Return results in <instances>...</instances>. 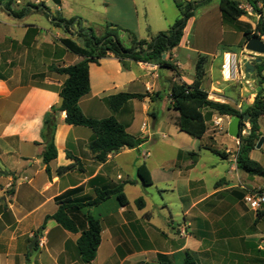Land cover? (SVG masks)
Segmentation results:
<instances>
[{"label":"crops","instance_id":"0c3cea01","mask_svg":"<svg viewBox=\"0 0 264 264\" xmlns=\"http://www.w3.org/2000/svg\"><path fill=\"white\" fill-rule=\"evenodd\" d=\"M102 3L105 14L112 15L104 18L105 23L116 22L131 29L137 40L154 37L150 36V31L144 36L139 34V26L134 20L138 18L136 0H102ZM66 4V0H12L11 11H6L0 4V9L6 12L4 18L0 17V201H4L2 193L5 188L10 186L14 191L10 202L0 204V264H83L76 249L80 232H67L55 223L54 229L60 236L50 244L46 239V234L50 232L46 224L53 220H47L38 234L37 230L45 217L56 211L55 199L59 196L69 194L71 198H82L90 196L94 188L104 189L122 184L125 192L126 187L141 186L125 182L136 179L135 168L143 163L150 172L151 186L155 184L152 168L141 158V152L148 151L151 155L160 126L172 125L179 131L175 125L179 113L173 111L169 94L175 83H192L198 54L207 56L202 87L207 91L208 99L240 107L242 111L253 103L256 95V89L252 87L254 77L248 78L249 85L244 81L225 82L221 78L222 55L235 52L226 49L211 55L191 48L185 40L186 27L178 47L167 55L177 67V76L157 65L128 59L124 60L123 67L112 54H107L98 63H89V92L80 98L78 107L88 118L102 120L115 117L127 133L139 137L143 143L136 149H121L111 153L105 162H97L89 150V143L95 138L93 132L86 127L67 125L64 122L65 113L56 112L53 114L57 122L54 133L56 158L48 164V176L40 158L43 151L41 131L47 114L51 113V108L60 97L61 85L66 78L51 69L71 66L82 60L68 51L60 39L68 38L80 45L82 39L78 36V30L91 28V22L83 16L71 10L68 14L64 13ZM40 11L43 15L39 14ZM262 17L264 20V10L258 21ZM70 19L75 21L68 30L58 21ZM131 20L134 22L127 24ZM258 21L249 15L240 17L234 23L222 21L238 34L241 68V62L248 54L244 50V32L253 31ZM103 32L100 27L94 35L100 37ZM262 37L260 39L263 41ZM190 52L196 53L193 59ZM252 58L256 57L252 55ZM119 93L141 94L145 97L129 100L119 112L112 113L107 99ZM201 111L205 117L210 110ZM210 112L215 119H225L228 129L232 117ZM138 115H142V121L136 132L132 133L130 130ZM143 123L145 127H142ZM260 133L264 139L263 133ZM206 136L210 137L207 131L190 150H175L173 170L178 175L176 182L167 178L168 175L163 173L164 167H159L163 173L158 175L162 186L159 192L178 194L177 199L181 204L178 218L182 226L190 228V234L185 236L180 233L178 237L173 233L168 234L172 246L162 252L155 251L154 255H146L148 251L145 249L133 251L132 246H128L130 233L134 230V236L138 238L136 241L143 243V228L157 227L156 223L153 218L142 222L141 215L128 209L129 204L118 207L114 200L111 201V210L96 215L101 225L100 244L90 264H181L184 251L195 253L199 264H215L214 260L239 264L240 260L252 259L249 254L254 251L264 256V241L260 246L255 241L264 238V231H261L264 228V216L257 217L255 212L242 204L243 188H259L261 183L244 172L243 177L236 171L231 172V159L225 155L219 157L227 163L225 168L222 166L223 175L214 183L213 189L206 192L199 175V155L202 151L210 152L209 147L216 146L215 138L210 137L211 140L206 141ZM59 167H69V170L58 175L56 171ZM194 173L196 176H193ZM180 181L181 185L178 183ZM240 182L242 185L237 187ZM208 196L218 197L223 203L205 207L203 203ZM141 198L144 201L143 208H136V199L134 207L145 212L149 203L144 197ZM162 207H166L165 202ZM117 214L123 216L119 226L126 231L125 241L117 237L120 233L116 223ZM71 216L76 220L79 230L83 229V218L76 214ZM157 216L162 217L161 214ZM40 219L42 223L39 227ZM102 222H106V236L103 234ZM31 236L43 237L46 241L38 255L29 251L34 237L26 246Z\"/></svg>","mask_w":264,"mask_h":264},{"label":"trees","instance_id":"16d2710c","mask_svg":"<svg viewBox=\"0 0 264 264\" xmlns=\"http://www.w3.org/2000/svg\"><path fill=\"white\" fill-rule=\"evenodd\" d=\"M173 1L179 9L180 18L171 25L170 29L167 32H159L149 40H137L132 32L125 30L130 42L129 47L122 45L118 36L114 33L115 28L111 24L106 25V29L100 37H96L91 28L79 29L78 36L83 40V45H79L68 38L60 39V43L68 51L80 56L82 60L71 66L51 69V71L64 75L66 78L59 92V95L63 98L62 105L59 109L51 108V113L47 114L41 131L43 151L40 158L48 176L50 173L48 164L56 158L54 133L57 122L53 115L56 112L65 113L64 122L67 125L86 127L93 132L95 138L89 143V150L97 162H105L107 156L111 153H116L121 149H136L143 143V140L139 137L127 133L125 127L113 116L102 120L85 117L78 107V101L89 92V63H98L107 54H112L123 67H125L124 60L128 59L134 62L157 65L159 68L167 69L177 76V67L169 61L167 55L172 49L178 47L187 21L192 17L195 3L180 5L176 0ZM244 1L253 10H257L256 5L262 0ZM0 4L6 11H11L12 0H0ZM218 8L224 23H234L240 17L246 16V12L240 6L238 0H218ZM58 21L68 30L75 19ZM263 35L264 25L261 21H258L253 31L244 32V41L246 42L253 36L261 37ZM206 63L207 56L198 54L194 65L192 83H175L171 88L169 94L171 107L179 113L175 121L176 127L180 132L190 137L201 139L207 131L206 120L201 110H210L219 116L239 117L241 123L236 152L237 169L248 176L264 178V168L250 158V152L255 149L262 136L258 120L264 116V88L260 87L257 90L253 103L242 111H238L235 107L225 103L211 101L208 99L207 91L202 87L206 74ZM263 70L264 55L261 62L254 67L255 78L262 77L261 73ZM144 97L145 95L141 94L119 93L108 97L107 104L112 113H117L129 100H141ZM244 116H247L246 121H243ZM246 123L248 124L247 133L242 135L241 132L246 128ZM211 152L219 157H225L224 153H220L217 150H211ZM68 170L69 167H59L56 173L59 175ZM135 175L136 179L125 182V184H140L142 187L152 185L150 172L144 163L135 168ZM68 195L64 194L55 199L56 211L52 215L45 217L36 234L44 228L47 220H53L67 232H80V236L76 241V249L80 261L83 264H90L100 244L101 233L100 218L94 216L91 210L112 198L116 201L118 207H126L128 200L123 192L122 184L111 188H94L92 194L88 197L71 198ZM135 206L139 210L143 208L144 201L141 197L135 200ZM72 214L83 218L85 221L83 229L79 230L76 220L71 216ZM256 214L257 217L264 216L263 212ZM181 264L199 263L195 253L184 251Z\"/></svg>","mask_w":264,"mask_h":264},{"label":"rangeland","instance_id":"374dc122","mask_svg":"<svg viewBox=\"0 0 264 264\" xmlns=\"http://www.w3.org/2000/svg\"><path fill=\"white\" fill-rule=\"evenodd\" d=\"M45 1V0H43ZM68 4L64 6V13H69L71 10L72 13H77L80 16H83L85 19L91 22V29L97 33L100 30V27L103 31L106 29V25H112L115 28L114 33L118 36L119 41L122 43L123 46L129 47L130 42L127 36L128 32H132L131 29L122 26L116 22H106L104 18L107 16H112L110 13L105 14L104 12V5L102 0H66ZM180 5H184L185 3H195L193 6V14L192 17L187 21L186 24V35L185 40L188 41L191 48L195 50H203L208 54H215L218 50H226L229 49L235 52L239 59V48L237 43V35L236 31L231 29L227 24H224L220 18V12L218 9V0H176ZM240 6L245 9L248 5L244 0H238ZM52 3L49 4L51 6ZM136 8L138 12V18L134 19L138 24V31L140 36H144L147 31H150V36H156L158 32H167L171 25L180 18L179 9L175 6L173 0H136ZM40 15H43V12H39ZM6 12L3 9H0V17L4 18ZM45 20V18H44ZM134 20H131L130 23L132 24ZM261 22L264 25L263 17L261 18ZM100 26V27H99ZM235 33V34H234ZM264 36V35H263ZM263 41H264V37ZM192 59L196 56L195 52H190ZM256 58L262 59L263 56H257ZM262 77H254V84L252 85L253 88L257 90L260 87L264 88V72L261 73ZM209 100L213 101L212 98ZM215 102H219L215 100ZM164 103V102H163ZM220 103V102H219ZM175 111V110H173ZM176 112V111H175ZM161 115V112H159ZM212 112H208L205 114V120L207 122V135L214 137V141L216 142V146L209 147L210 152L211 150H217L220 153H224L228 155L231 159L235 156L237 149H238V140L228 136L227 133V121L222 119L219 126L214 125V121L216 120L211 116ZM165 115V114H164ZM163 115V116H164ZM136 121L134 127L130 130V132L135 133L137 128L139 127L142 121V115H138L136 117ZM246 128L248 126L246 125ZM259 128L260 131L264 135V116L259 120ZM156 139L157 143L153 150H151V155L146 158L141 156V158L145 159L146 163L150 165L152 168V172L156 179V182L153 186L149 187H142V186H135V187H126L125 195L128 200V208L131 212L137 215H141V220H149L153 218L154 223H156L157 227H146L143 230L145 231V238L143 239V243L137 242L138 239L134 236V230L130 233V243L128 246L131 245L134 250L142 251L145 249L147 252L146 255H154V252H162L165 251V248L172 246V242L170 243L169 239L167 238L168 234H175L178 237L180 233L183 232L185 236H188L189 227H185L181 225V221L179 220L178 216L180 214V207L181 204L178 201L177 197L178 194L172 192H159V189L162 188L160 184V173L159 167H164V172L168 176L169 180H176L178 179V175L176 171L173 170V166L175 164V156L174 152L176 149L180 150H190L192 145L198 143V140L186 135L183 132L177 131L172 125L170 126H160V130L157 131ZM164 135V138L161 136ZM206 141H209L210 137L206 136ZM210 139V140H211ZM264 139L260 143L258 148H255L250 152V158L258 162L264 168ZM146 148V147H143ZM207 151H202L199 155V175L202 177L204 182V187L206 192H210L213 189V185L220 176L223 175V165L224 168L227 165L226 162H223L219 156L210 153ZM212 166V167H210ZM201 172V173H200ZM239 176L243 175V172L239 169L236 170ZM162 173V174H163ZM161 174V175H162ZM193 176H196L194 173ZM243 177V176H242ZM252 179H256V181H260L259 188L264 187V178L260 177H252ZM179 181V180H178ZM263 181V182H262ZM181 185V181L178 182ZM217 184V183H216ZM251 185L252 183H247ZM242 183H237V187H240ZM179 188V187H178ZM177 188V189H178ZM257 187H255L256 189ZM181 190V189H179ZM13 188L7 187L3 190L4 201H0L1 203H8L10 202L11 197L13 196ZM138 197H144L148 204V210L144 212V210L138 211L134 207V200ZM111 201H114L112 198L110 201L106 202L105 204L100 205L97 208L91 210L93 215L97 214H104L106 211L111 210ZM163 202L166 203V207H162ZM218 203H223L219 201L218 197L208 196L206 201L203 203L205 207L208 205H217ZM243 204V203H242ZM152 207H151V206ZM162 207V208H161ZM239 208V205H237ZM53 208V206L51 207ZM237 208V209H238ZM47 210H49L47 208ZM122 213V212H121ZM161 214L162 217L157 216ZM172 217V218H169ZM122 214L116 215V223L118 224V229L120 233L118 234V238L121 241H125V229L120 225L122 222ZM42 223V219H40L38 226L40 227ZM55 222L49 221L46 224V228L50 230L49 233L46 234V239L52 244L56 241V239L60 236L57 232V229H54ZM145 225V224H144ZM162 225V226H161ZM264 227V222L263 225ZM262 227V228H263ZM103 234L106 236L107 229H106V222H102ZM61 230V228H58ZM182 229V230H181ZM62 231V230H61ZM264 231V228L261 230ZM136 234V233H135ZM34 236H31L27 242L26 246H28L33 239ZM135 239V240H134ZM177 240V239H176ZM257 244L260 246L262 245L261 242L264 241V238H259L257 240ZM255 243V242H254ZM1 244V242H0ZM180 244V243H179ZM2 245V244H1ZM0 245V246H1ZM46 245V241L43 237L37 238L34 246L29 249L31 253H35L36 255L40 254ZM126 245V244H125ZM27 250V248H26ZM2 250H0L1 252ZM132 251V252H133ZM198 255V254H197ZM252 259L244 261H238L239 264H264V256H259L261 254L255 253L252 254ZM226 262H221L219 260H214L213 263L215 264H227ZM212 263V262H209ZM229 264H234L233 261L229 262Z\"/></svg>","mask_w":264,"mask_h":264},{"label":"built area","instance_id":"2783aa9c","mask_svg":"<svg viewBox=\"0 0 264 264\" xmlns=\"http://www.w3.org/2000/svg\"><path fill=\"white\" fill-rule=\"evenodd\" d=\"M257 10H253L251 6L248 5L247 8H245L246 15L254 16L256 20L258 21L261 17V12L264 10V0L259 1L257 3ZM247 54V57H245V60H251L252 55L253 57L255 54L249 53L245 51ZM242 64V62H241ZM243 67L240 66V61L238 55L234 53H224L222 55V63L220 66L221 71V78L225 82H238V81H244L245 84L249 85L248 77H246L243 73ZM238 111H241L240 107H235ZM222 121V118L219 117L214 121V125L219 126L220 122ZM248 126V124H245ZM142 127H145V123L142 124ZM248 128H245L241 134L245 135ZM141 156L148 157L149 153L148 151H142ZM231 166L230 171L235 172L237 170L236 166V154L233 156L230 160ZM244 194L242 197V203L251 211L258 213L263 212L264 213V187L256 188V189H244ZM183 235V232H182Z\"/></svg>","mask_w":264,"mask_h":264},{"label":"water","instance_id":"95a60500","mask_svg":"<svg viewBox=\"0 0 264 264\" xmlns=\"http://www.w3.org/2000/svg\"><path fill=\"white\" fill-rule=\"evenodd\" d=\"M80 40V39H79ZM80 45H83V41L81 40ZM244 50L253 53L257 56H263L264 55V41L260 39L258 36H253L249 38L244 46ZM164 58V56H163ZM261 62V59L259 58H254L251 60H242V67H243V73L246 77H253L254 76V67L256 64H259ZM63 98L60 96L58 98L57 103L54 105L56 109H59L62 105ZM247 120V116L243 117V121ZM240 123L241 119L239 117H232L231 121L228 125L227 133L230 137L238 140L239 138V131H240ZM263 137H261L256 145L255 148H258L260 146V143L262 142ZM37 236L34 237L32 240L31 244L29 245V248H32L34 246Z\"/></svg>","mask_w":264,"mask_h":264}]
</instances>
